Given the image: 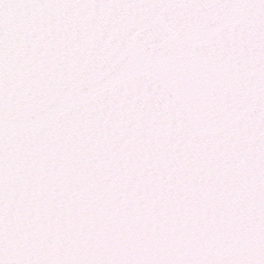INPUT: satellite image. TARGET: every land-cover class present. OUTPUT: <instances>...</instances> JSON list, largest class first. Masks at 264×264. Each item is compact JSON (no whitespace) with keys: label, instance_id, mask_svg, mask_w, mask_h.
<instances>
[{"label":"snow or ice","instance_id":"obj_1","mask_svg":"<svg viewBox=\"0 0 264 264\" xmlns=\"http://www.w3.org/2000/svg\"><path fill=\"white\" fill-rule=\"evenodd\" d=\"M0 264H264V0H0Z\"/></svg>","mask_w":264,"mask_h":264}]
</instances>
